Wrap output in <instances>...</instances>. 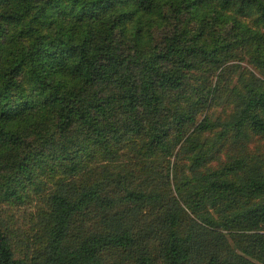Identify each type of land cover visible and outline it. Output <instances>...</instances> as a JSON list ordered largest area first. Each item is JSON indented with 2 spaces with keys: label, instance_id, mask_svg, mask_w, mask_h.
Returning <instances> with one entry per match:
<instances>
[{
  "label": "trees",
  "instance_id": "16d2710c",
  "mask_svg": "<svg viewBox=\"0 0 264 264\" xmlns=\"http://www.w3.org/2000/svg\"><path fill=\"white\" fill-rule=\"evenodd\" d=\"M0 264H264V0H0Z\"/></svg>",
  "mask_w": 264,
  "mask_h": 264
},
{
  "label": "rangeland",
  "instance_id": "374dc122",
  "mask_svg": "<svg viewBox=\"0 0 264 264\" xmlns=\"http://www.w3.org/2000/svg\"><path fill=\"white\" fill-rule=\"evenodd\" d=\"M212 115L213 117H217V116H223L226 115L228 112V108L225 105H222L220 107H213L211 109Z\"/></svg>",
  "mask_w": 264,
  "mask_h": 264
}]
</instances>
